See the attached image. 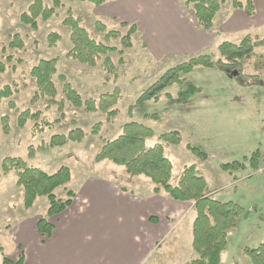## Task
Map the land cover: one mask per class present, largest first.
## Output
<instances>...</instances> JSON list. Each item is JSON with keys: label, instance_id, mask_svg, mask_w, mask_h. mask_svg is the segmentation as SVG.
Instances as JSON below:
<instances>
[{"label": "rangeland", "instance_id": "1", "mask_svg": "<svg viewBox=\"0 0 264 264\" xmlns=\"http://www.w3.org/2000/svg\"><path fill=\"white\" fill-rule=\"evenodd\" d=\"M60 1L62 5L56 8L53 17L47 21L39 19L38 28L33 29L21 20V15L28 10L32 0H0V49L7 47L3 56H12L9 61L0 55V60L7 66L6 71L0 73V88L11 85L15 91L12 97L4 99L0 104V165L6 157H20L29 166L40 167L49 173L67 166L71 171V181L55 190V194L62 198H67L68 190L76 189L87 177L93 175L123 185L132 180L128 187L137 190L135 181L146 180L151 185V180L145 176H130L123 166L111 161L97 162L95 157L101 147L106 141L116 138L128 122H139L153 130V136L146 140L148 146L158 142L161 134L178 130L183 137L181 145L165 148L166 156L173 163L171 183L178 182L185 166L196 164L206 177L207 191H214L212 196L215 199L233 201L242 206L244 213L228 233V245L222 254L221 264H251L245 248H256L264 243V174L257 173V168L250 163L253 153L259 152L262 156L264 153V46L257 47L253 54L240 57L241 65L237 67L240 75L232 76V70L230 76L218 67H196L183 76L184 84L166 88L158 101L151 99L138 104L140 95L159 83L168 69L196 54L168 55L160 61L154 55L155 50L144 45L143 33L139 29L132 38L133 46L124 50L126 61L119 68L118 82L107 80L101 62L96 67H90L67 57L73 44L71 29L63 21L71 11L74 16L82 18V25L93 37L103 41L105 33L96 29V21H103L108 30H120L125 34L127 29H121L120 25L123 18L112 16L111 13H124L130 17L137 10L124 4L126 0H109L100 7L89 0ZM180 1L185 13L195 19L192 9L185 7L183 0ZM45 4L49 7L54 5L53 0H45ZM233 10L231 1L223 5L213 31L220 33L223 28L233 25L232 21L227 23L229 13ZM256 17H253V25H257L258 29H235L219 34L213 46L197 54H213L216 60L219 56L218 46L222 42L238 43L248 34L264 38V18L257 20ZM15 34L21 36L24 48H9ZM54 34L60 38L52 44L50 38ZM108 44L123 48L121 39L111 40ZM109 56L117 64L119 52H112ZM54 58H58V73L54 77L59 91L58 100L63 98V83L59 79L62 74L84 99H97L102 94L113 92L116 87L120 88L122 99L117 105L119 113L114 121H107L106 114L101 111L89 113L66 103L64 118L50 129L36 132V123L32 121H28L24 127L18 125L17 118L25 109L42 112L43 120L55 121L61 117L57 105L48 107L46 99L32 101L37 85L30 73L31 69L41 59ZM259 78H262L260 83ZM189 84L195 85L198 90L187 102L173 101L165 96V93H170L177 98L179 92ZM10 101L14 102V108H10ZM4 116H9L8 133L4 131ZM42 119L38 120L40 124ZM99 122L103 123L100 132L92 133L95 124ZM77 127L86 132L81 142L69 141L63 146L49 147L53 135L66 134ZM188 143L209 154V161L203 163L186 147ZM236 161L246 163V166L222 168V163L232 164ZM47 206V196H41L31 208L25 207L24 190L17 184L15 171L0 179V243L5 255L11 257L15 253V241L10 228L36 214L44 217ZM195 215V210L190 211L174 232L173 239L180 247L169 250L171 240L163 245L162 248L166 250L163 264H185L196 256L191 230ZM2 257L0 251V264H3Z\"/></svg>", "mask_w": 264, "mask_h": 264}, {"label": "trees", "instance_id": "2", "mask_svg": "<svg viewBox=\"0 0 264 264\" xmlns=\"http://www.w3.org/2000/svg\"><path fill=\"white\" fill-rule=\"evenodd\" d=\"M97 7L105 5L109 0H89ZM185 7L191 8L195 19L200 27L206 31L212 30L217 16L228 1H231L234 9L242 10L246 17L253 18L256 15L255 0H183ZM53 7L45 4V0H32L28 10L21 15V20L31 26L38 28V20H49L55 14L57 7H61L60 0H53ZM64 19L63 24L71 29V41L73 47L67 54L68 58H73L81 64L96 67L101 62L105 71L106 79L118 82L120 66L125 64L124 50L133 46V37L139 31L136 23L122 20L121 29H127L125 34L120 30H108L106 24L99 20L96 21V29L105 33L104 40L99 41L82 25V18L74 16L71 11ZM257 37V38H254ZM60 36L54 34L50 40L53 43ZM114 39H121L123 48L110 46L108 42ZM264 46V38L246 35L240 42H222L218 46L217 59L213 54H196L188 60L180 62L168 69L156 83L146 89L138 98L137 103L142 104L151 99L158 101L166 88L175 84H184L183 76L190 73L196 67L214 68L218 67L229 74L240 70V57L253 54L257 47ZM25 43L19 34L12 36L9 48L22 49ZM7 47L0 49V55H4ZM112 52H119L120 57L117 64L109 56ZM11 61L12 56H3ZM58 58L41 59L37 65L31 69V75L36 81L37 92L32 101L46 99L48 107L57 105L61 117L55 121L42 119V112H32L30 109L22 111L18 118V125L24 127L28 121L35 122L36 132L50 129L53 125L64 118L65 104L69 103L75 108H83L86 112L101 111L106 114L107 121H114L119 113L117 105L122 99L119 87L113 92L100 95L99 98L84 99L80 92L67 80L64 74L59 75L62 81L63 98L58 100L59 91L54 81L57 75ZM7 69L6 63L0 60V73ZM233 70V71H232ZM232 71V72H231ZM262 78H259L260 83ZM262 83V82H261ZM159 85V86H158ZM158 86V87H157ZM198 90L195 85L189 84L181 90L177 98L170 93H165L173 101L187 102L189 98ZM14 90L11 85L0 88V104L4 99L12 97ZM10 108H14V102H9ZM42 119V124L38 120ZM4 131L9 130V116L2 118ZM103 123L95 124L92 133L98 134ZM86 136L82 128L71 129L66 134H55L51 137L49 147L63 146L69 141L81 142ZM153 136V130L139 122H128L123 126L121 133L113 140L106 141L97 153L95 160H104L123 166L130 176H145L154 184V192H166L172 199L178 201H192L196 211L193 222V249L196 256L185 264H221L222 254L228 245V233L234 227L237 219L244 213V209L239 204L229 201L223 202L208 196L206 193L207 182L201 170L195 165L185 166L179 177L177 184H172L173 163L166 156V146H179L183 142V137L178 130L165 132L159 136V141L148 146L146 140ZM186 147L191 150L201 160H206L208 155L200 147L188 143ZM260 153L255 152L250 157L253 167L260 162ZM224 167H245L246 163L234 162L224 164ZM15 171L17 174V184L24 190V204L26 208H31L37 198L47 196L48 210L44 217L37 223L39 232L44 236L51 234L53 224L50 219L63 213L72 203L75 193L67 191V198L58 197L55 190L58 187L66 186L71 181V171L67 166L60 167L56 172L49 173L40 167L29 166L20 157H6L0 165V179ZM0 251L3 255V264H25L24 254L21 253L14 259L12 256L5 255L3 246L0 243ZM245 253L250 259L251 264H264V243L256 248H245Z\"/></svg>", "mask_w": 264, "mask_h": 264}, {"label": "crops", "instance_id": "3", "mask_svg": "<svg viewBox=\"0 0 264 264\" xmlns=\"http://www.w3.org/2000/svg\"><path fill=\"white\" fill-rule=\"evenodd\" d=\"M126 3L137 10L134 15L113 12L112 16L136 23L142 30L144 45L154 49L160 61L168 55L200 53L213 46L219 34L231 30L258 29L253 18L237 9L229 13L227 23L232 21L233 25L219 33L213 31L214 27L210 31L202 29L196 19L185 13L180 0H126ZM255 8L256 19L262 20L264 0H255ZM234 25L238 28H232ZM207 155L206 160H201L203 163L209 161ZM221 165L223 169L230 168ZM145 181H135L136 190L128 187L132 180L123 185L97 175L87 177L76 189H70L75 193L71 205L50 219L53 224L50 235L44 237L37 228L42 214L10 228L15 241L12 258L23 253L25 264H163L166 250L162 247L167 240H171L169 250L180 247L173 235L189 212L195 210L194 202L174 200L164 191L155 193L154 184ZM206 193L214 198V191L206 188Z\"/></svg>", "mask_w": 264, "mask_h": 264}, {"label": "built area", "instance_id": "4", "mask_svg": "<svg viewBox=\"0 0 264 264\" xmlns=\"http://www.w3.org/2000/svg\"><path fill=\"white\" fill-rule=\"evenodd\" d=\"M256 172L259 174H264V155L262 156L261 161L259 162Z\"/></svg>", "mask_w": 264, "mask_h": 264}, {"label": "water", "instance_id": "5", "mask_svg": "<svg viewBox=\"0 0 264 264\" xmlns=\"http://www.w3.org/2000/svg\"><path fill=\"white\" fill-rule=\"evenodd\" d=\"M237 74H238V72L237 71H234L233 74H232V76H235Z\"/></svg>", "mask_w": 264, "mask_h": 264}]
</instances>
